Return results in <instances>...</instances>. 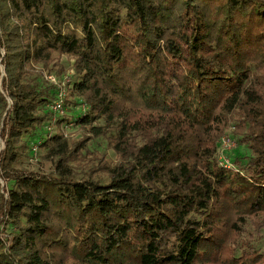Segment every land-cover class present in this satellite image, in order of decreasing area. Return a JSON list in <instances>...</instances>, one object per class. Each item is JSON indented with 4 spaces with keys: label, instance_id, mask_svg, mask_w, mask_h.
<instances>
[{
    "label": "trees",
    "instance_id": "trees-1",
    "mask_svg": "<svg viewBox=\"0 0 264 264\" xmlns=\"http://www.w3.org/2000/svg\"><path fill=\"white\" fill-rule=\"evenodd\" d=\"M59 53L87 108L54 119ZM231 113L250 153L228 165ZM64 120L89 134H43ZM92 136L117 160L81 172ZM38 139L43 172L21 166ZM0 178V264H264L241 236L264 214V0H0Z\"/></svg>",
    "mask_w": 264,
    "mask_h": 264
},
{
    "label": "rangeland",
    "instance_id": "rangeland-1",
    "mask_svg": "<svg viewBox=\"0 0 264 264\" xmlns=\"http://www.w3.org/2000/svg\"><path fill=\"white\" fill-rule=\"evenodd\" d=\"M58 61L57 64L53 66L51 72L45 71V75L52 74L57 77L60 81L61 86L66 89L65 105L63 110L54 109L55 118L65 116L71 113L77 114L82 110H85L87 106L84 102L77 105L69 100L78 99L77 97L70 94V86L72 85V78L75 73L74 69V57L70 54L59 53L56 55ZM62 67L63 71H60ZM41 69V67H39ZM48 78V77H47ZM49 79V78H48ZM244 127L239 123L236 113H231L228 123L224 127L222 133L217 139V146L215 150V157L219 163L235 164V159H246L249 155L250 150L244 142L240 141ZM62 131L65 136L69 138L71 142H75L78 139L88 135V129L81 123L76 121L67 122L66 120L60 123H49L43 130V134L51 131ZM45 131V132H44ZM40 139L37 141H32L30 147L28 148L26 154L24 155L21 166L27 169H32L35 171H47L50 169L52 160L47 155L46 147L40 145ZM4 146V141L2 140V145ZM88 149L85 150V159L83 162H77V168L91 173L97 171V166L95 163L98 161V156L103 153L104 157L110 162L114 163L117 160L116 153L114 150L107 145L106 140L102 136H92L88 140ZM1 182L4 184V180L0 178ZM242 227L244 228L242 237L253 241L256 247L264 249V214H254L244 216L241 220Z\"/></svg>",
    "mask_w": 264,
    "mask_h": 264
},
{
    "label": "built area",
    "instance_id": "built-area-1",
    "mask_svg": "<svg viewBox=\"0 0 264 264\" xmlns=\"http://www.w3.org/2000/svg\"><path fill=\"white\" fill-rule=\"evenodd\" d=\"M47 77L58 85V92L54 97V99L52 100V102L50 103V106L55 110L56 109L63 110L65 105L66 89L65 87L61 86L60 81L57 79L55 75L49 74L47 75ZM222 164H226V163L222 162Z\"/></svg>",
    "mask_w": 264,
    "mask_h": 264
}]
</instances>
